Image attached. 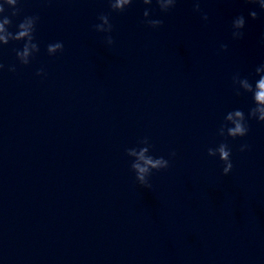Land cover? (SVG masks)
<instances>
[{
	"label": "clouds",
	"instance_id": "9594fccd",
	"mask_svg": "<svg viewBox=\"0 0 264 264\" xmlns=\"http://www.w3.org/2000/svg\"><path fill=\"white\" fill-rule=\"evenodd\" d=\"M6 3L8 4H12L14 6H16L17 4V0H5ZM157 4L159 5V8L161 11L166 12V8L163 6L162 4V0H156ZM251 3L254 4H258L259 8L261 11H264V0H250ZM132 3V0H115V3L111 2V8L113 9H121L123 10V6L124 5H130ZM143 3L145 5H150L152 3V0H143ZM195 11H200V6L199 3H197L195 5L194 8ZM18 9H16V7H13V12L12 15L15 16L18 13ZM5 12V7L3 3H0V13H4ZM144 17H148L149 16V11L146 9L143 13ZM249 15L251 16L252 19H256L257 18V12L256 11H251L249 13ZM38 19V17H25L24 20L19 23L18 25V31L13 34L12 32H8V35L13 37L14 39H19L20 37H28V42L29 44H31V48L35 49V50H39V47L36 43H32V41L34 40V21H36ZM100 19H102L105 23H108V17L105 15H102L100 17ZM203 19L207 20V16L205 15L203 17ZM145 22L153 27V28H158L162 25V21L161 20H153V19H145ZM245 23V19L243 16H239L237 18V20L235 21V24L237 27H242ZM5 25L10 26L11 25V20L5 16L2 20V22H0V32H3L5 30ZM96 30L98 31H103V28L101 25H96ZM112 31V25L109 24V29L108 32ZM243 33L240 34L239 39L242 38ZM6 37L0 36V40H5ZM107 42L108 44H112L113 40L111 38V36H109L107 38ZM29 44H24V51L23 53H18V55H22V56H28L29 55ZM63 44L61 42H56L53 44H49L47 47V51L49 53V55H54L56 53V51L59 49L60 51L63 50ZM226 45H222V48L226 50ZM29 63L28 60H24L22 61V64L27 65ZM0 68H3V65L0 64ZM10 71H15V68L12 67L9 69ZM43 74V70H40L39 72H37V75H42ZM257 87L260 89V91L256 92L255 96L257 100L260 101H264V78H261L257 84ZM249 90H251L252 86L249 84L248 85ZM259 111L261 113V115L259 116V118L257 119L255 116V113ZM234 115L236 117H240L243 119V112L240 110H236ZM249 117L250 118H255L260 122H264V107L261 108H256L253 107L252 109H250L249 111ZM228 119L231 120L232 119V115L229 114ZM225 128L227 131V136L232 137V138H237V137H243L245 135H247L248 133V127L246 122H241V121H236L235 122V126L234 127H227V125H222L221 130L219 132L220 135H224L225 134ZM140 144L144 145L142 147L136 148H129L126 150V153L128 156L131 155H137L139 156V160L143 161V163L140 162H132L131 164V168L132 170L135 172L136 175V180L139 182L140 185L145 186V187H151V185L148 182V178L150 177V175L152 174V172L155 171H159L161 169H166L169 167V161L163 157H154L152 155H145L146 153H149V149H150V145H149V141L148 138H144L143 140H141L139 142ZM247 147V145H243L241 147V151H243L245 148ZM217 152L219 153V159L223 162L224 167H223V174L227 175L229 172H231L232 168H233V164L231 162V151L228 148V145L226 143H221L218 147L216 148H209L208 149V155L209 156H216ZM171 156H175V152L170 154Z\"/></svg>",
	"mask_w": 264,
	"mask_h": 264
}]
</instances>
